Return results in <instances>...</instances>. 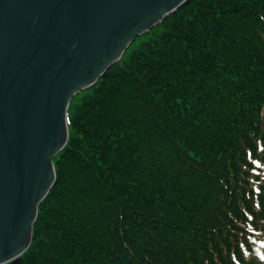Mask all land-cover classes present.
Instances as JSON below:
<instances>
[{"label": "trees", "instance_id": "1", "mask_svg": "<svg viewBox=\"0 0 264 264\" xmlns=\"http://www.w3.org/2000/svg\"><path fill=\"white\" fill-rule=\"evenodd\" d=\"M150 32L69 104L23 264H264V0Z\"/></svg>", "mask_w": 264, "mask_h": 264}, {"label": "water", "instance_id": "2", "mask_svg": "<svg viewBox=\"0 0 264 264\" xmlns=\"http://www.w3.org/2000/svg\"><path fill=\"white\" fill-rule=\"evenodd\" d=\"M187 0H0V264H23L68 107Z\"/></svg>", "mask_w": 264, "mask_h": 264}, {"label": "rangeland", "instance_id": "3", "mask_svg": "<svg viewBox=\"0 0 264 264\" xmlns=\"http://www.w3.org/2000/svg\"><path fill=\"white\" fill-rule=\"evenodd\" d=\"M160 28V27H159ZM151 30L156 31V26L152 27ZM154 32H145L141 35H138L130 44L129 46L125 49L122 55L123 60H127L129 56L137 50L144 42L149 41L151 38L154 37ZM86 94V90H81L78 92L71 100V105L74 103H79L82 99V97Z\"/></svg>", "mask_w": 264, "mask_h": 264}, {"label": "bare ground", "instance_id": "4", "mask_svg": "<svg viewBox=\"0 0 264 264\" xmlns=\"http://www.w3.org/2000/svg\"><path fill=\"white\" fill-rule=\"evenodd\" d=\"M39 206V205H38ZM37 213H38V210H37Z\"/></svg>", "mask_w": 264, "mask_h": 264}]
</instances>
